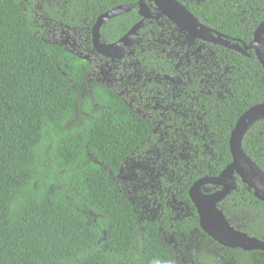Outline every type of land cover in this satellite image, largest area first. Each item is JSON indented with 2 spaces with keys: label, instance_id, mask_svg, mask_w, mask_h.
<instances>
[{
  "label": "trees",
  "instance_id": "1",
  "mask_svg": "<svg viewBox=\"0 0 264 264\" xmlns=\"http://www.w3.org/2000/svg\"><path fill=\"white\" fill-rule=\"evenodd\" d=\"M139 1L0 0V264H264V251L209 238L188 195L231 162L237 119L264 102V68L242 45L264 20V1L161 2L226 37L198 41L202 29L192 25L185 39L202 48L197 63L160 56L177 44L161 31L180 28L152 0H143L152 16L122 58L97 54L98 16ZM140 20L134 7L107 21L100 42ZM171 74L181 83L163 79ZM241 147L264 172V117ZM56 172L70 201L47 193ZM234 178L217 208L232 228L264 241V201Z\"/></svg>",
  "mask_w": 264,
  "mask_h": 264
},
{
  "label": "water",
  "instance_id": "2",
  "mask_svg": "<svg viewBox=\"0 0 264 264\" xmlns=\"http://www.w3.org/2000/svg\"><path fill=\"white\" fill-rule=\"evenodd\" d=\"M158 11H160L170 22L176 26L189 31V26L198 24L190 17L182 14H168L161 2L168 0H152ZM264 1V0H263ZM138 7L141 20L130 30L110 44L100 42V29L107 21ZM151 11L147 4L140 0L134 5H119L101 14L96 19L91 29V44L94 51L110 60L122 58L130 49L137 37V31L144 25L145 20L151 18ZM205 31L202 25L198 24ZM203 40H208L201 37ZM245 49H253L255 56L264 68V20L255 28L252 40ZM166 80L177 83L178 77H165ZM264 117V102L248 108L236 121L229 137V151L231 162L218 176L203 177L195 181L188 190L189 198L198 215L200 229L219 245L229 248H239L243 251H264V241L247 236V234L232 228L226 221L217 204L225 199L236 186L234 175L243 178L246 183L259 193L264 201V172L254 164L244 153L241 147V139L245 130L257 119ZM206 185L216 186L219 189L212 193H205L202 188Z\"/></svg>",
  "mask_w": 264,
  "mask_h": 264
},
{
  "label": "flooded vegetation",
  "instance_id": "3",
  "mask_svg": "<svg viewBox=\"0 0 264 264\" xmlns=\"http://www.w3.org/2000/svg\"><path fill=\"white\" fill-rule=\"evenodd\" d=\"M151 15H152V12H151ZM182 15H184V14H182ZM191 26H189V31L188 30H184V29H182V28H180L178 26L177 27L180 28V31L169 30V29L162 30L161 31L162 33H169V36L177 44L173 45V49L171 51H169V52H167L165 49H163L162 52L160 53V56L166 58L167 60H169L171 64H177V66H179L180 64H187V62H190L191 59H194V63H197L198 55H200L203 52L202 48L200 46L194 44V43L192 44V43L188 42L185 39L187 35H191L192 36V33L190 31ZM204 28H206V27H204ZM201 29H202V33L200 35L196 36L197 37L196 40H198V41H204V42H210V43L213 42V39L211 37H209L208 33H211L212 35L220 36L222 38L223 37L226 38L224 35L219 34V33L215 32V31H212L211 29L206 28L207 29L206 31L202 27H201ZM201 37H204V38H206L208 40H203ZM181 39H183V43H181L180 47H178V44H179L178 42ZM242 45L244 46L245 44L242 43ZM169 76L170 77H172V76L178 77L180 79V81L177 82V83H172V82H170V81L165 79V77H169ZM163 79L165 81H167V82L172 83V84H180L181 83V78L178 76V74L177 75L176 74L163 75Z\"/></svg>",
  "mask_w": 264,
  "mask_h": 264
},
{
  "label": "rangeland",
  "instance_id": "4",
  "mask_svg": "<svg viewBox=\"0 0 264 264\" xmlns=\"http://www.w3.org/2000/svg\"><path fill=\"white\" fill-rule=\"evenodd\" d=\"M54 177V181L49 183L48 185L45 184L47 188L48 194L58 193L62 195L63 198L70 201L72 199L71 191L68 189L66 184L64 183L62 179V175L59 172H56ZM81 212L86 216V218L91 222H96L100 216L99 214L86 209V208H80Z\"/></svg>",
  "mask_w": 264,
  "mask_h": 264
},
{
  "label": "clouds",
  "instance_id": "5",
  "mask_svg": "<svg viewBox=\"0 0 264 264\" xmlns=\"http://www.w3.org/2000/svg\"><path fill=\"white\" fill-rule=\"evenodd\" d=\"M14 208H15L14 204L10 205V210H14Z\"/></svg>",
  "mask_w": 264,
  "mask_h": 264
}]
</instances>
